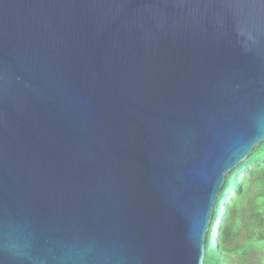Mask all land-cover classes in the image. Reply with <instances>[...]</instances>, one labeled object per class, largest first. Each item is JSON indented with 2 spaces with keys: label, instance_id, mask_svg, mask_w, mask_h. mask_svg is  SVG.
I'll use <instances>...</instances> for the list:
<instances>
[{
  "label": "water",
  "instance_id": "water-1",
  "mask_svg": "<svg viewBox=\"0 0 264 264\" xmlns=\"http://www.w3.org/2000/svg\"><path fill=\"white\" fill-rule=\"evenodd\" d=\"M264 142V0H0V264H204Z\"/></svg>",
  "mask_w": 264,
  "mask_h": 264
},
{
  "label": "trees",
  "instance_id": "trees-1",
  "mask_svg": "<svg viewBox=\"0 0 264 264\" xmlns=\"http://www.w3.org/2000/svg\"><path fill=\"white\" fill-rule=\"evenodd\" d=\"M248 210L254 220L247 224ZM204 264H264V142L226 178L207 234Z\"/></svg>",
  "mask_w": 264,
  "mask_h": 264
},
{
  "label": "rangeland",
  "instance_id": "rangeland-1",
  "mask_svg": "<svg viewBox=\"0 0 264 264\" xmlns=\"http://www.w3.org/2000/svg\"><path fill=\"white\" fill-rule=\"evenodd\" d=\"M254 220V217L252 216V211L248 210V213L245 215V222L251 223V221ZM243 240V236L240 235L239 241L241 242Z\"/></svg>",
  "mask_w": 264,
  "mask_h": 264
}]
</instances>
